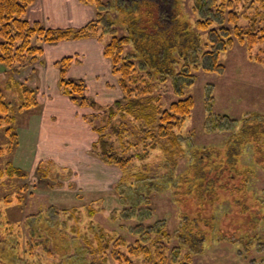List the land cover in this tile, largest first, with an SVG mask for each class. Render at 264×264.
<instances>
[{"label":"rangeland","instance_id":"rangeland-1","mask_svg":"<svg viewBox=\"0 0 264 264\" xmlns=\"http://www.w3.org/2000/svg\"><path fill=\"white\" fill-rule=\"evenodd\" d=\"M179 8L182 20L195 26L197 15L191 0H181ZM108 15L115 22L118 19L114 11ZM246 25L242 21L241 26ZM115 26L121 37L125 30ZM33 44L42 45L43 53L31 64L22 67L18 62L0 61V88L19 142L9 153L5 151L6 136L0 135V169L10 162L26 174L24 179L13 180L0 176V264H116L115 253L125 252L139 238L132 233L134 228L157 222L171 235V243L163 241L166 252L181 247V259L189 254L191 264H250L249 250L250 260L256 258V264H264V246L260 247L262 242L264 245V67L249 59L247 45L236 43L221 55L220 63L225 67L222 74L195 72L196 82L186 91L195 100V108L181 130L186 137L183 156L176 157L177 167L170 178L168 158L156 150L147 161L136 163L137 173H146L143 165H147V180L131 179L121 184V171L103 163L93 150L97 134L82 129L80 133L85 135L81 136L80 148L85 144V149L69 145L78 136L66 129L65 115H71L70 123L76 126L93 112L75 106L70 107L77 113L69 111L65 101H58L60 89L52 83L45 87L47 83L43 84L36 73L47 70L44 68L57 73L60 59L73 57L75 63L84 56L50 60L46 67L45 44L36 40ZM262 48L257 46L253 54ZM104 58L106 67L96 65L100 75L90 76L92 85L88 82L87 86L88 95L109 104L121 99L122 92L112 75L111 61ZM24 88L33 92L35 105ZM210 112L228 115L235 122L229 129L224 125L221 131H211ZM60 114L64 115L62 127ZM202 154L209 155L206 162L211 164L203 166L205 176L221 162L223 174L232 172L236 178L216 188L205 182L195 187L191 165ZM184 173L188 183L176 185L175 180ZM174 181L176 190L169 185ZM230 187L240 190L229 193ZM184 220H194L195 225L184 224ZM183 225L198 228L202 238L192 236L190 242L181 236L178 239ZM180 232L188 238L184 229ZM252 237L254 242L244 246ZM156 238L153 234L152 239ZM131 260L139 264L138 259Z\"/></svg>","mask_w":264,"mask_h":264},{"label":"trees","instance_id":"trees-1","mask_svg":"<svg viewBox=\"0 0 264 264\" xmlns=\"http://www.w3.org/2000/svg\"><path fill=\"white\" fill-rule=\"evenodd\" d=\"M78 1L94 10L93 18L77 28H52L27 18L36 0H0V61L6 64L18 62L22 67L31 64L43 53L42 45L33 44L35 40L44 44L89 38L98 40L104 45V56L111 61L112 75L117 80L122 98L108 105H101L91 98L84 80L68 78L73 57L56 62L61 94L81 108L92 109L93 113L86 115L85 121L98 135L93 150L103 163L121 171L119 183L131 179L137 182L147 180V165H143L146 173H137L136 163L147 161L156 150H162L167 156L170 178L169 174L177 167L176 157L183 156L186 137L182 136L181 130L195 108V100L186 95L196 82L195 72L222 74L225 67L220 63L221 55L236 43L247 45L249 59L264 67V0H191L197 15L195 26L182 20L181 0ZM243 1L247 2L244 6ZM108 11L118 14L116 22L109 17ZM242 21L247 23L245 27L241 26ZM115 24L125 30L121 37ZM259 45L263 48L254 55ZM130 47L131 51H128ZM169 82L171 87H168ZM32 93L24 88L28 100L36 104ZM169 96L173 99L169 100ZM9 111L0 88V130L5 128L0 135L6 136L5 151L12 153L19 142ZM210 117L211 131H221L225 129L224 125L229 129L235 122L228 115L218 116L210 112ZM207 156L196 157L197 164L191 165L195 170L192 180L195 187L205 182L216 188V185L224 186L226 180L231 183L236 178L232 172L223 174L221 162L205 176L203 166L211 165L206 162ZM3 175L10 180L26 178V174L10 162L0 169V176ZM175 181L177 185L187 184L189 180L184 173ZM175 181L169 185L176 190ZM238 190V187L228 189L229 193ZM17 198L24 204L21 197ZM183 223L195 225L194 220H184ZM153 224L156 226L143 223L134 228L132 233L139 238L135 244L128 245L125 252L115 253L116 264H132V258L138 259L139 264H191L189 254L181 259V247L172 248L169 254L166 252L163 241L171 243V235L163 224ZM183 229L188 238L181 234ZM181 230L179 227L178 239L179 236L187 240H192V236L202 238L198 228L183 225ZM3 233L5 235L4 228ZM153 234L158 236L156 240L152 239ZM260 240L263 241L261 237ZM247 241L243 243L246 247L254 242L253 237ZM262 244L260 247L264 246ZM250 253L251 250L247 252L250 264H256V258L250 260Z\"/></svg>","mask_w":264,"mask_h":264},{"label":"crops","instance_id":"crops-1","mask_svg":"<svg viewBox=\"0 0 264 264\" xmlns=\"http://www.w3.org/2000/svg\"><path fill=\"white\" fill-rule=\"evenodd\" d=\"M93 16H94V10L89 6H85L81 4L78 0H36L35 4L30 8L29 12L27 13V18L30 21L32 22L38 21V22L43 23L46 27H52V28L81 27L85 25L87 22H89L93 18ZM99 46L102 47L101 50ZM103 48H104L103 44L94 38L64 41V42H60L56 44H45L44 45V51H45L44 59H45V62H48V64H46V67L49 65L50 60L56 61L64 56H70V55L77 56L79 54H82L84 56V57H81L82 61L81 60H79L78 62L76 61L77 63L76 62L73 63L72 66L69 68L68 77L72 79H82L86 82V85L88 82H89L88 85H92L90 76L100 75L99 74L100 67L96 65H99V64L103 66L106 65L104 64V60L106 59L103 56ZM99 50H100V55H98ZM97 59H101L99 63ZM50 64L53 66L55 63L50 62ZM42 67L43 65L40 66V68ZM44 69H47V70L40 69L39 71L37 70L36 72L38 73L37 76L40 77V79L42 80L41 82L43 84L47 83L45 84V87L48 85L51 86L49 83H52L54 84V86L57 87L59 91V87H58L59 71L58 69H57V73L54 71L53 72L50 71L48 68H44ZM41 74L43 75L44 78H41L40 76ZM36 83L39 84V80H37ZM58 96L61 98V99L58 98V101L60 102L65 101L64 103H67L66 105L69 107L68 108L69 111H72L71 110L72 106H75L77 110L84 109V110H90V112L92 111V109L90 108H81L77 106L76 104L72 103V101L69 98L63 96L61 92L58 94ZM89 96L93 98L91 94H89ZM93 99L96 100L101 105H108L107 103H104L102 99L95 98V97ZM72 112L77 113V111L75 110H73ZM62 116L64 115L60 114L59 119L63 122ZM65 116H67V118H64V119H67L66 120L67 125L65 126V123L63 122L61 127L65 126L66 129H68L73 134L74 133L77 134L78 136L77 139L72 138L71 140H74V141L69 143V145L71 144L74 147L80 148L81 136L85 135L83 133H80L82 129L88 130L90 135H96L94 132H92L91 127L88 125L85 119L83 123L77 121L78 122L77 125L75 126L73 124L72 126L70 123L71 115L70 116L65 115ZM74 118H75L74 120L76 121V117ZM75 121H73V123ZM87 126H88V129H86ZM84 145L85 144H83V147L81 148L85 149Z\"/></svg>","mask_w":264,"mask_h":264}]
</instances>
